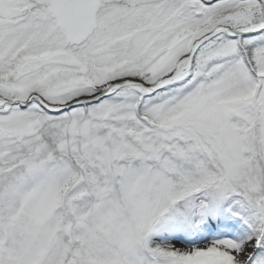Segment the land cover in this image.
I'll return each mask as SVG.
<instances>
[{
	"label": "snow or ice",
	"instance_id": "1",
	"mask_svg": "<svg viewBox=\"0 0 264 264\" xmlns=\"http://www.w3.org/2000/svg\"><path fill=\"white\" fill-rule=\"evenodd\" d=\"M0 264H264V0H0Z\"/></svg>",
	"mask_w": 264,
	"mask_h": 264
}]
</instances>
